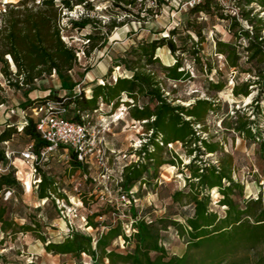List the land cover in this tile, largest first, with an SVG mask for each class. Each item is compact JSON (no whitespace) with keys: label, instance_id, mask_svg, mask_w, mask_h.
Returning <instances> with one entry per match:
<instances>
[{"label":"trees","instance_id":"trees-1","mask_svg":"<svg viewBox=\"0 0 264 264\" xmlns=\"http://www.w3.org/2000/svg\"><path fill=\"white\" fill-rule=\"evenodd\" d=\"M115 8L131 14V8L138 0H107ZM157 7L165 6L166 0H152ZM145 0H141L144 6ZM264 13V0H238L240 7V21L223 13L214 0H203L190 8L193 13L218 14L221 20L229 21L228 31L240 44L246 41V60L264 66V17L252 14V6ZM81 6L87 12L93 10L90 0H19L17 3L6 4L0 10V74L5 85L15 90H24L27 97L33 92L35 82L47 77L56 76L63 90L72 91L78 83L69 84L65 78L77 65L76 52L68 47L61 39L59 20L63 11H73L74 7ZM129 8V9H128ZM250 8V9H248ZM146 17L136 15L137 19L144 20L153 15V7L143 8ZM76 30H83L93 23L88 14L79 21H70ZM114 27L116 25H113ZM238 29V33L234 30ZM170 34H174L173 30ZM88 47L85 55L97 48L99 39L96 35H87ZM165 37L144 41L129 47L126 55L119 57L111 67L119 68L124 72L122 77L115 81L101 80L91 84L90 96L79 92L73 96L45 95L26 99L21 109H28L34 105L45 103L46 100L60 102L68 108V117L79 120L82 115L93 114L102 104L98 116L108 118L121 106L127 108L129 118L142 123L145 128L146 141L134 151L138 160L126 159L122 171L121 182L118 184L115 195L106 200V206L116 207V199L121 195L133 194L135 201L130 204H119L128 208L130 218L129 234H126L122 222L108 224L105 231L89 235L75 229H70L61 241H45L42 235L38 236L44 244L48 254L64 256L70 255L79 264L82 255L90 258L92 264H264V200L262 196L254 199L242 197L244 187L232 178L231 163L223 158L218 165L202 164L200 156L216 153L217 143H209L202 139L197 130L204 125L208 113L214 110V103L204 99H197L188 106L173 104L164 95L157 75L146 69L153 63H160L156 51L167 46L170 52L174 51L171 42ZM218 53L225 56L229 68L239 69L241 55L235 46L229 43L218 42ZM10 66L15 69L13 72ZM166 72L167 78L180 81L187 76L177 61L172 66L159 65ZM257 78L262 76L259 73ZM256 84V83H253ZM250 84L249 86H252ZM216 92L222 90V83L215 84ZM84 92V89H82ZM235 97L247 98L250 95L248 84L241 89L234 87ZM7 101L5 89L0 84V106ZM104 108L110 109L107 115ZM250 121L246 117L236 125L235 131L248 138H254L250 128ZM6 125L0 132V145L11 140L15 133L23 134L33 144V151L38 154L46 147L36 131L33 119H28L21 131ZM17 128V126H16ZM203 128V127H202ZM259 141V138H257ZM181 144L184 154L191 160L185 166L189 170V178L184 189L175 191L171 195V202L191 209L181 214L183 223L179 220L161 218L155 222H147L139 218L136 211L137 198L134 187L136 184H146L157 178L158 169L166 164L161 159V152L168 145ZM262 145L263 142L261 141ZM69 159L74 170L87 172L75 155L69 152ZM0 162L6 167L5 152L0 150ZM169 164H181V160L174 155ZM150 170L153 173L150 174ZM36 198L40 202L52 200L55 189L45 175L40 176L36 185ZM19 187L14 169L0 173V192L13 190ZM216 189L220 195L218 205L224 208L220 216L210 208L209 192ZM53 206L54 203L52 202ZM56 208V206L54 207ZM117 209V208H116ZM58 216L59 212L56 211ZM5 211H0V230L7 233L16 225L7 223L3 219ZM100 215L85 216L86 226L97 230L95 218ZM55 218V217H54ZM58 218V217H57ZM34 228L39 223L34 221ZM173 227L176 234L185 241L184 252L181 255H168L164 247L162 231ZM21 232H32L34 229L27 225L20 227ZM117 239H122L128 247L125 251H118L113 247ZM254 260L253 263L250 261Z\"/></svg>","mask_w":264,"mask_h":264},{"label":"rangeland","instance_id":"rangeland-1","mask_svg":"<svg viewBox=\"0 0 264 264\" xmlns=\"http://www.w3.org/2000/svg\"><path fill=\"white\" fill-rule=\"evenodd\" d=\"M18 1L0 0V10L5 8L6 4H15ZM90 1L93 10L87 12L83 7L77 6L73 11H63L59 20L61 39L75 50L77 57V65L65 80L69 84L78 83V86L72 91L63 90L56 76L47 77L35 82L32 86L33 92L25 97L24 90L8 88L0 74V84L4 87L7 98L6 103L0 106V132L6 129L7 124L15 127L17 131L16 126L19 127L20 120L18 113L26 99L43 97L48 90L49 94L55 96H73L81 92L88 97L91 94L88 86L96 81L100 83L101 80L112 83L113 77L121 73L115 68L111 70V67L115 65L114 61L126 55L129 47L165 37L167 43L173 44L174 51L170 52L167 46L159 48L156 57L160 63L146 66L148 71L157 75L164 95L175 105L188 106L197 99L214 103V110L208 113L203 128H200L202 131L197 130V134L209 143H217L219 149L216 153L200 156L201 163L217 166L226 158L231 163L233 180L244 187L242 197L248 200L262 196L264 200V66L248 63L246 41L242 40L239 44L235 40L233 34L228 31L229 21L221 20L218 14L191 12L190 8L185 6L189 0H166V5L161 7L153 5L152 0H145L143 6L141 0H138L136 6L131 8V14L113 7L107 0ZM146 7H153V15L139 21L136 15L146 17L143 10ZM255 8L253 5L252 14L264 17L263 13ZM86 14L93 23L83 30L74 29L70 21H79ZM172 30L173 35L170 34ZM234 33H238V29H235ZM89 34L96 35L99 39L97 48L86 56L84 53L89 44L85 37ZM261 34L264 35V30ZM218 42L235 46V50L242 57L239 69L228 67L225 56L218 53ZM176 61L180 70L187 75L180 81L168 79L166 72L159 66H172ZM10 69L15 71L11 66ZM259 73L262 79L257 78ZM217 82L222 83L220 92L215 89ZM245 84H248L249 97H235L232 92L234 87L241 89ZM250 84L253 85L249 86ZM11 110L15 112L14 115L10 114ZM109 110L104 108V114L110 113ZM246 117L250 121L249 126L254 138H248L235 131L236 125ZM99 119L104 117L99 115L97 121ZM104 121L108 123L105 135L109 175L113 177L110 180L101 179V171L97 168L87 172L74 170L69 155L62 148L49 154L44 162L35 167V173H32L21 157V153L31 143L22 133H15L7 145H0V150L5 152L8 162L6 167L0 162V167L4 172L14 169L19 182L18 188L0 192V211H5L3 219L16 225L7 233L0 234V264L76 262L70 255L46 253L43 242L38 239L39 235H42L46 242H57L61 241L70 229L95 235L105 231L108 224L114 225L117 221L122 222L126 234L131 232L128 208L118 205V209H111L106 206V200L115 195L113 190H117L118 169L126 162L121 156L134 155L129 159L136 160L134 151L140 148L148 135L142 123L129 118L124 106ZM174 155L178 156L181 164H169L168 161H173ZM161 159L166 161V164L158 169L157 178L146 184H136L134 187L138 199L137 215L147 222L169 218L183 223L179 216L191 208L173 204L171 195L184 189L190 174L185 166L191 158L184 154L181 144L176 143L168 145L161 152ZM152 173L153 170H150V174ZM42 175L51 181L55 189L52 200L46 202L38 201L35 194L36 185ZM104 184L108 191H112L110 196L108 191H105ZM209 197L210 208L222 216L224 208L218 205L220 195L217 190H211ZM57 200L60 201L59 204L56 203ZM55 210L59 212L58 216ZM95 214L100 215L95 218L99 224L97 230L87 227L85 219L86 215ZM34 221L40 226L34 228ZM22 225H27L34 231L21 232ZM161 235L168 255H181L184 252L185 241L176 234L173 227L162 231ZM113 247L118 251H125L128 246L122 239H117ZM253 262L254 260L250 261ZM79 264L92 263L88 256L82 255Z\"/></svg>","mask_w":264,"mask_h":264},{"label":"built area","instance_id":"built-area-1","mask_svg":"<svg viewBox=\"0 0 264 264\" xmlns=\"http://www.w3.org/2000/svg\"><path fill=\"white\" fill-rule=\"evenodd\" d=\"M203 0H189L185 3L187 8H192ZM222 9L223 13L230 15L231 17L240 20V7L238 0H214ZM255 5V4H253ZM264 15V13H263ZM119 72V68H115ZM124 72L119 73L113 77V81L117 77H122ZM102 104L99 108L93 111V114L82 115L79 120H72L68 117V108L63 106L60 102H54L53 100H46L45 103L34 105L28 109H20L18 113L19 127L18 131H21L24 126L27 125L28 119H33L36 124V131L40 138L46 142V147L41 149L38 154L33 151V144L30 143L24 152L21 153L23 161L31 169L32 173H35V167L44 162L48 155L62 148L67 154L72 152L77 161L83 165L87 171L92 168H97L101 171V179L110 180V170L108 167L109 157L106 145V127L108 123H105V119H98V113L102 110ZM10 114L14 115L13 110ZM98 116V117H97ZM7 145V142L4 143ZM114 154V152H112ZM7 156V153H6ZM133 158L134 155L129 158ZM123 160L127 159V155L121 156ZM134 159V162H136ZM123 162L119 167L118 179L116 184L121 182L122 171L125 167ZM4 170L0 167V173ZM105 186V184H104ZM105 191L107 187H104ZM112 191H108L110 196ZM116 201V208L119 204H130L135 201L134 195H121ZM60 201H56L59 204Z\"/></svg>","mask_w":264,"mask_h":264},{"label":"crops","instance_id":"crops-1","mask_svg":"<svg viewBox=\"0 0 264 264\" xmlns=\"http://www.w3.org/2000/svg\"><path fill=\"white\" fill-rule=\"evenodd\" d=\"M49 92H50L49 90H48V91H46V92H45V94H44L43 96H45V95H48V94H49ZM29 95H30V94H29ZM0 234H2L1 230H0Z\"/></svg>","mask_w":264,"mask_h":264}]
</instances>
